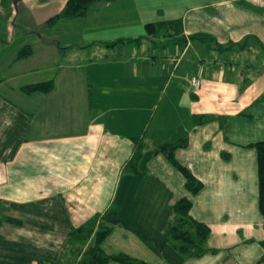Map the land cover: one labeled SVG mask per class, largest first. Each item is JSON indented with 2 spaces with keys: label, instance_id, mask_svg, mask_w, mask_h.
I'll return each instance as SVG.
<instances>
[{
  "label": "crops",
  "instance_id": "obj_1",
  "mask_svg": "<svg viewBox=\"0 0 264 264\" xmlns=\"http://www.w3.org/2000/svg\"><path fill=\"white\" fill-rule=\"evenodd\" d=\"M23 1L34 12L55 14L66 2ZM244 1L254 8L218 0L210 12L195 10L183 20L184 35L207 33L224 46L245 39L243 50L225 52L197 42L227 57L264 55V0ZM68 32L61 40L28 30L0 50V264H70L68 235L93 216L111 227L102 243L109 255L150 264H264L251 145L264 141V56L237 68L227 59L188 57L197 50L194 40L158 57L140 50V41L124 49L125 42L111 44L113 37L85 44L84 33L77 43ZM26 45L30 54L17 58ZM99 51L104 57L95 59ZM191 76L201 79L199 89ZM48 80L54 86L46 93L22 89ZM202 114L224 118V127L219 120L195 125L194 115ZM136 137L147 148L139 170L124 172ZM184 137L187 145L175 157L203 182L195 194L153 150ZM181 196L210 227L206 245L215 252L183 258L166 240L171 206Z\"/></svg>",
  "mask_w": 264,
  "mask_h": 264
},
{
  "label": "trees",
  "instance_id": "obj_2",
  "mask_svg": "<svg viewBox=\"0 0 264 264\" xmlns=\"http://www.w3.org/2000/svg\"><path fill=\"white\" fill-rule=\"evenodd\" d=\"M113 0H66L62 9L50 17L45 25L53 26L58 20L73 19L85 17L89 9L98 2ZM239 4L251 7V4L244 0H239ZM14 0H0V20L9 16L16 9ZM6 15V16H5ZM5 16V17H4ZM146 35L149 40L156 41L161 37L166 40H174L178 44L188 40L198 41L207 48L215 47L220 52H225L237 48L243 50L246 47V40L240 42L230 41L224 46L216 41V38L210 34L197 32L186 37L184 35V24L182 18L164 19L145 24ZM142 38L129 39L128 41H140ZM125 42L118 39L111 44ZM31 48L26 45L17 54V58L28 56ZM52 80L45 82L29 84L23 86L26 93L43 92L46 93L53 88ZM219 120L223 128L224 118L213 114L194 115L193 122L195 125L205 124L210 121ZM186 137L173 143H157L153 146L155 153L163 154L174 168H176L185 179V186L190 194L197 193L202 187L203 182L198 179L192 171L183 165L175 157V151L179 148L186 147ZM257 154V171H258V208L260 214L264 217V141H258L251 144ZM147 144L142 137L134 138V149L131 157L123 167L124 172L136 173L139 170L140 161L143 157ZM192 200L188 196L179 197L171 206V223L167 231L166 240L173 246L183 258H199L208 252H215L206 245L210 234V227L204 222L196 220L191 214ZM5 220L18 222L16 219L7 217ZM111 232V227L98 222V216L89 218L83 224L74 227L66 242V249L73 254L70 264H108L109 261H115L120 264H150L143 260L131 257L127 254H107L102 248L104 239Z\"/></svg>",
  "mask_w": 264,
  "mask_h": 264
},
{
  "label": "rangeland",
  "instance_id": "obj_3",
  "mask_svg": "<svg viewBox=\"0 0 264 264\" xmlns=\"http://www.w3.org/2000/svg\"><path fill=\"white\" fill-rule=\"evenodd\" d=\"M215 1L218 0L105 1L107 4L103 3L91 7L85 17L76 18V20L63 19L58 21L55 26L47 27L45 22L50 17L48 15L53 16L56 12H34L23 0H15L17 10L0 20V40L2 41L0 42V50L8 44L13 43L28 30H32L34 33H38L43 37H49V35L55 32L58 37H61V40L64 31H69L68 34H70L72 40L75 42L78 41L79 35L84 33L86 42L83 43L85 44L89 43L87 41L92 40L94 43H99L104 37H113L115 39L114 41L123 39L125 40L124 49L128 47V44L130 45V43L136 42H127L129 39L142 38L140 40L142 45L138 47L140 50H146L151 55L158 57L170 56L176 51L175 48L178 43L174 40H166L164 37L156 39V41L149 40L145 37V24L148 22L175 18H182L185 22L190 21V19L194 18L197 14L195 10L204 8L208 12L212 11L211 5ZM199 12L201 11H198V13ZM7 24H9V26ZM73 32H76V34ZM82 41L83 40H81V42ZM195 44L197 50L191 48L188 57H195V55H197L205 62L212 59L218 63L227 59V61L233 63L234 67L237 68H245L249 64L257 65V62L260 60L259 56H264L263 52L258 53L252 50L250 53L239 51L231 52L226 54L228 55L227 57L224 54L218 53L216 50H210V52H208L206 47L200 45L197 41H195ZM96 53L98 54L94 56L95 59L99 56L104 57L101 51Z\"/></svg>",
  "mask_w": 264,
  "mask_h": 264
},
{
  "label": "built area",
  "instance_id": "obj_4",
  "mask_svg": "<svg viewBox=\"0 0 264 264\" xmlns=\"http://www.w3.org/2000/svg\"><path fill=\"white\" fill-rule=\"evenodd\" d=\"M189 83L195 89H199L201 87V79L197 76H191L189 78Z\"/></svg>",
  "mask_w": 264,
  "mask_h": 264
},
{
  "label": "water",
  "instance_id": "obj_5",
  "mask_svg": "<svg viewBox=\"0 0 264 264\" xmlns=\"http://www.w3.org/2000/svg\"><path fill=\"white\" fill-rule=\"evenodd\" d=\"M14 3L16 4L15 0H14Z\"/></svg>",
  "mask_w": 264,
  "mask_h": 264
}]
</instances>
